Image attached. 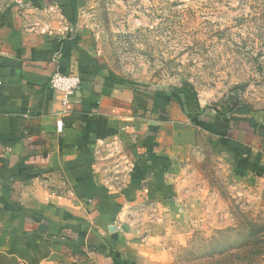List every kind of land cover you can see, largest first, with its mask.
<instances>
[{
  "label": "crops",
  "instance_id": "1",
  "mask_svg": "<svg viewBox=\"0 0 264 264\" xmlns=\"http://www.w3.org/2000/svg\"><path fill=\"white\" fill-rule=\"evenodd\" d=\"M11 1L0 27V264L28 262L34 247L74 264H134L145 249L128 208L155 198L174 153L196 134L264 148V111L250 105L222 114L196 89L200 113L189 116L180 94L142 89L140 107L135 88L101 69L88 0H0V14ZM56 71L83 76L67 102L50 87Z\"/></svg>",
  "mask_w": 264,
  "mask_h": 264
},
{
  "label": "rangeland",
  "instance_id": "2",
  "mask_svg": "<svg viewBox=\"0 0 264 264\" xmlns=\"http://www.w3.org/2000/svg\"><path fill=\"white\" fill-rule=\"evenodd\" d=\"M101 69L151 94L185 84L264 111V0H88ZM155 198L128 208L134 264H264V148L196 134ZM157 190V189H156ZM26 260V259H25ZM22 264H74L30 249Z\"/></svg>",
  "mask_w": 264,
  "mask_h": 264
},
{
  "label": "trees",
  "instance_id": "3",
  "mask_svg": "<svg viewBox=\"0 0 264 264\" xmlns=\"http://www.w3.org/2000/svg\"><path fill=\"white\" fill-rule=\"evenodd\" d=\"M15 5L14 1H11L10 4L3 10V12L0 14V27H2L6 21H7V14L11 10V7ZM71 14V13H70ZM67 15L69 20L74 23V16L73 11L71 15ZM81 78L83 77L80 74ZM116 80V79H115ZM119 82L118 80H116ZM82 83H83V78H82ZM120 83V82H119ZM82 87V85H81ZM137 90L136 92V101L138 102V105L142 107L144 105V97H146V93L144 90L135 88ZM177 94L181 95L183 97V102H184V111L189 115V116H194L196 114L200 113V106H199V98H198V93L196 89L190 85V84H185ZM245 103H242L239 101L236 97H230L227 100V103L224 104L223 102H216L214 108L218 109L220 113L226 114L233 112L234 110H238L240 106L244 105ZM246 105V104H245ZM252 107L251 104H247Z\"/></svg>",
  "mask_w": 264,
  "mask_h": 264
},
{
  "label": "built area",
  "instance_id": "4",
  "mask_svg": "<svg viewBox=\"0 0 264 264\" xmlns=\"http://www.w3.org/2000/svg\"><path fill=\"white\" fill-rule=\"evenodd\" d=\"M60 28L62 34H71L74 31L72 23L68 21L60 22ZM46 30L53 32L54 28L51 24H47ZM82 78L78 73L56 71L51 75L50 87L58 93L63 101L67 102L68 99L81 88Z\"/></svg>",
  "mask_w": 264,
  "mask_h": 264
}]
</instances>
